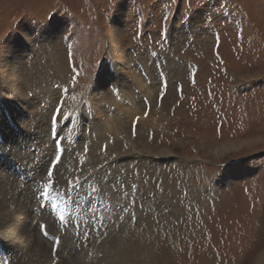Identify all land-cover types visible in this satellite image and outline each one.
Instances as JSON below:
<instances>
[{"label": "rangeland", "instance_id": "1", "mask_svg": "<svg viewBox=\"0 0 264 264\" xmlns=\"http://www.w3.org/2000/svg\"><path fill=\"white\" fill-rule=\"evenodd\" d=\"M0 99V178L32 196V217L12 205V218L43 237L0 233L8 264H96L135 227L137 256L116 264H264V0H0ZM56 107L62 156L47 177ZM44 185L72 211L64 235L37 202Z\"/></svg>", "mask_w": 264, "mask_h": 264}, {"label": "bare ground", "instance_id": "2", "mask_svg": "<svg viewBox=\"0 0 264 264\" xmlns=\"http://www.w3.org/2000/svg\"><path fill=\"white\" fill-rule=\"evenodd\" d=\"M13 55V54H12ZM147 55V54H146ZM123 56V55H122ZM12 57H14V56H12ZM121 61H122V59H120ZM123 62H125L124 60H123ZM14 64V63H13ZM110 65H111V62L109 63ZM106 65V64H105ZM105 65L103 64V66L102 67H100L99 69V76L100 75H105V73H103V70L105 69ZM124 66H125V64H123ZM17 66V65H16ZM110 67V66H109ZM128 67H130L129 65H126V68H128ZM17 71V68L15 67V65H12V68L10 69V75L8 76V77H10V79H11V83L9 84V87L12 89L11 91L14 93V95L17 97L19 94H21L22 92H21V78L20 77H18V75L15 73ZM128 72V71H127ZM132 72V71H131ZM133 75L135 76V78H137L138 79V81L139 80H141V81H143V84L141 85V88H143V86H144V88L145 89H147L148 87H147V82H145L144 80H143V78L141 77V74H139V72L138 73H136V70H134L133 72ZM16 74V75H15ZM149 74V76H151V78H149L150 80L149 81H153V82H155V79H154V77H152V73H148ZM152 74V75H151ZM96 77V76H95ZM93 78V81H94V79H96V78ZM92 81V83H94ZM96 81V80H95ZM17 82V83H16ZM153 82H150V84H152ZM92 83H91V85H90V87H89V89L88 90H91L92 89ZM118 83V82H117ZM27 85V84H26ZM33 85V84H32ZM35 85V84H34ZM8 86V85H7ZM123 86V85H122ZM8 88V87H7ZM32 89V88H31ZM117 90H118V92H117V94H118V99L120 100V101H122L123 99H124V96H123V94H122V89H120V87L118 86L117 87ZM51 91L52 92H55V93H53V94H56V91H55V89H53L52 87H51ZM124 92H126V91H124ZM59 93H60V91H59ZM6 94V93H5ZM64 94V93H63ZM57 95V94H56ZM87 96V95H86ZM19 98L21 97V100L20 101H22V102H24V104H32V101L30 100V98H29V96H23V95H20V96H18ZM49 97H51V96H49ZM87 98V97H86ZM17 99V98H16ZM52 99H53V97H52ZM1 100V99H0ZM41 100V99H40ZM58 100V99H57ZM117 100V99H116ZM19 101V100H18ZM89 101V100H88ZM103 101V100H102ZM47 102V101H46ZM51 102V101H50ZM50 102H48V103H50ZM132 102V101H131ZM52 103V102H51ZM102 103V102H101ZM41 104V103H40ZM19 105V104H18ZM95 105V104H94ZM37 107V106H36ZM54 107V106H53ZM47 108V107H46ZM108 108V107H107ZM26 109V108H25ZM38 109V108H37ZM36 109V110H37ZM48 109V108H47ZM92 109V108H91ZM96 109L98 110V111H100V112H104L103 110H105V112H106V110L107 109H105V108H102V105L101 104H99L98 105V103H96ZM40 110H42V109H40ZM109 111L111 110V109H108ZM34 111H35V106H34ZM34 111H32V113L34 112ZM137 111V110H136ZM47 112V111H46ZM42 113V112H41ZM40 114V113H39ZM1 115V114H0ZM17 115V114H16ZM49 116V115H48ZM47 116V117H48ZM34 117V116H33ZM37 120V119H36ZM1 121L3 122L4 120H3V116H1ZM6 121V120H5ZM35 120H32V122H34ZM27 122V121H26ZM31 122V121H30ZM7 124V123H6ZM36 127H37V125H36ZM48 127V126H47ZM46 127V128H47ZM94 133L96 134V141L95 142H93L92 141V144H94L93 145V148H92V151L94 152V153H97V152H99V150L98 149H100L101 150V148H102V142L103 141H105V139L102 137L103 136V129H97V125H94ZM49 128V127H48ZM107 128V127H106ZM96 129V130H95ZM109 129V128H108ZM46 131H47V129H46ZM107 132H108V130H107ZM20 136V135H19ZM105 138H106V136H105ZM101 139V140H100ZM19 142V141H18ZM15 145V144H14ZM113 148H114V145L112 146ZM114 150H119V148H114ZM59 151V150H58ZM112 151V150H111ZM93 153V154H94ZM107 154H109V153H107ZM161 154H163L164 156L165 155H168V153L167 152H165L164 150L163 151H161ZM97 155V154H96ZM105 154H104V152H100V153H98V158L99 157H103ZM117 155H118V152H117ZM155 155H159V154H155ZM127 156V155H126ZM123 157V156H122ZM117 158V157H116ZM121 158V157H120ZM132 158V157H131ZM102 159V158H101ZM118 159V158H117ZM142 159V158H141ZM112 160H114V159H112ZM111 160V161H112ZM134 161V160H133ZM146 162V161H145ZM154 162V161H153ZM7 165H9V164H7ZM94 165V164H93ZM137 165V164H136ZM156 165H157V163H155V164H152V166H151V168H150V170L152 171V172H156ZM115 166V165H114ZM131 166V165H130ZM141 166V165H140ZM134 168V167H133ZM128 169V168H127ZM119 170V169H118ZM131 171V170H130ZM3 172V171H2ZM127 173L128 172H123L122 171V173H121V177H123V178H126L127 177ZM132 174V173H131ZM237 174V173H236ZM153 175H157V174H153ZM106 178V177H105ZM107 182H109V180L107 179V181H106V183ZM134 184V183H133ZM136 184V183H135ZM13 185H14V182L12 181V179L9 177V175H6L5 173L1 176V178H0V194H1V196H2V198L0 199V233L3 235V236H5L6 237V239H5V237H4V239L5 240H8V238H7V235H5V234H8L9 236L10 235H12V234H14V237H16V238H20V236L19 235H21V236H27V237H30V238H32V240L29 242V243H33L35 240H34V236H35V234H34V229H36V228H34L31 224H26L24 221H22L21 220V218L19 219H14V218H12V217H15L14 215H13V212H12V210L10 209V206H16V209L19 211H23V214H25V216L28 218H31L32 217V215H33V213H32V210L30 211V207H29V203L31 202V195H25V196H23V197H21V199H20V196H19V193L17 192V193H14L13 192ZM27 186V185H26ZM45 186H47V185H44V188H45ZM21 187V186H20ZM44 188H43V191H44ZM11 191H12V193H11ZM29 191V190H28ZM145 191V190H144ZM118 192V191H117ZM128 192V191H127ZM30 194V193H29ZM32 194V193H31ZM51 191H49V194H48V196H49V198H50V200H56V201H58L55 197H51ZM88 194V193H87ZM110 194H112V193H110ZM92 195V194H91ZM124 196H126V195H124ZM147 200H150V199H145V201H144V203H143V206H144V212H145V209L147 210V209H149V205L147 204ZM60 201L61 202H63L61 199H60ZM97 201V200H96ZM102 201V200H101ZM42 202H43V200H42ZM59 202V201H58ZM87 202V201H86ZM103 202V201H102ZM141 201H140V199H138L137 200V203H140ZM87 203H89V202H87ZM11 204V205H10ZM151 205V204H150ZM17 206H19L20 207V209H19V207H17ZM115 206V205H114ZM101 208V207H100ZM58 209H60V203H59V206H58ZM72 209V208H71ZM114 209V208H113ZM47 210V209H46ZM160 210V209H159ZM158 210V211H159ZM49 211V210H48ZM152 211L153 210H151V208H150V212L149 213H152ZM95 212V211H94ZM12 213V214H11ZM50 215H51V213H50V211L48 212ZM140 213H143L142 211L140 212ZM156 213V212H155ZM17 214V213H16ZM137 214V213H136ZM135 214V215H136ZM162 214L164 215V213H163V211L161 212V213H158V214H156L155 216L156 217H162ZM131 215H132V213H131ZM154 216V215H153ZM64 217H65V214H64ZM129 217H131V216H129ZM143 217H145V216H143ZM55 218V217H54ZM133 218V217H132ZM56 219V218H55ZM154 219H157V218H154ZM57 220V219H56ZM66 220V219H65ZM58 221V220H57ZM148 221H150L151 223H153V219L151 218V219H148V220H146V222H148ZM59 222V221H58ZM60 223V222H59ZM61 224V223H60ZM65 224V222L63 223V225ZM69 224V223H68ZM131 224V223H130ZM62 225V224H61ZM143 225V224H142ZM146 225V224H145ZM66 226H68V225H66ZM121 226V225H120ZM148 227V226H147ZM152 227V226H151ZM129 229V228H128ZM37 231H36V235H37V237H39L40 239H43V237H42V235H39L40 233H39V230L38 229H36ZM45 230L48 232V230H47V227L45 228ZM137 229H136V227L135 228H131V230H129V236L127 235V232H125V233H123V234H121V237H117L115 240H114V242H110V243H108V246L105 244V248H106V251H104V254L105 255H102V257H98V259H97V262H96V264H116V262H119L118 260H117V256H120L121 255V253L123 254H125V253H127L128 251L129 252H131L134 256H137V254H136V252H135V250H137V246H139V244L141 243H139L138 242V240L137 239H139L140 240V235H138L137 234ZM137 234V235H136ZM128 236L129 238H130V236L131 235H133V236H131V239H127L128 237H126L125 238V236ZM122 236H124L123 238L125 239L124 241H122ZM142 236V235H141ZM15 238V239H16ZM38 238V239H39ZM135 238H137V239H135ZM10 239V238H9ZM13 239V238H12ZM28 239V238H27ZM26 239V240H27ZM40 239H39V241H40ZM127 239V240H126ZM34 240V241H33ZM25 241V240H24ZM18 244V243H17ZM111 245V246H110ZM30 246V245H29ZM33 246H34V243H33ZM33 246H32V248H33ZM42 248V246L40 247V248H35V250H37V252H38V254H39V256H40V254H42L43 255V257L42 258H44V256H45V253H44V250H45V247H43V250L41 249ZM59 249V246H58V248L55 250V251H57ZM54 251V252H55ZM42 252V253H41ZM128 255H126V257H127ZM122 257V256H121ZM132 257V256H131ZM139 257V256H138ZM122 258H125V257H122ZM43 260H45L46 261V259H43ZM72 261V260H71ZM83 261H85L86 262V260H81L80 258H78V257H76V258H74L73 259V262H71V264H84L85 262H83ZM127 262V261H126Z\"/></svg>", "mask_w": 264, "mask_h": 264}, {"label": "snow or ice", "instance_id": "3", "mask_svg": "<svg viewBox=\"0 0 264 264\" xmlns=\"http://www.w3.org/2000/svg\"><path fill=\"white\" fill-rule=\"evenodd\" d=\"M54 111H56V109H54ZM47 176H48V177H52V176H53V172H52V171H48V172H47ZM44 235L47 236V235H48V232L45 231ZM54 242H55V244H56L57 246H59L60 243H61L60 238H59V237H55V238H54ZM5 264H7L6 261H5ZM54 264H55V262H54Z\"/></svg>", "mask_w": 264, "mask_h": 264}]
</instances>
